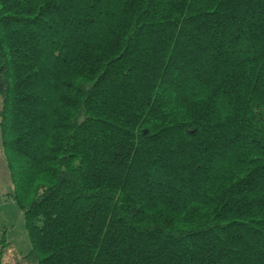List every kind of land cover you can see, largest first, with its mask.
<instances>
[{"label":"trees","instance_id":"1","mask_svg":"<svg viewBox=\"0 0 264 264\" xmlns=\"http://www.w3.org/2000/svg\"><path fill=\"white\" fill-rule=\"evenodd\" d=\"M69 1L0 0L15 264H264V0Z\"/></svg>","mask_w":264,"mask_h":264},{"label":"rangeland","instance_id":"2","mask_svg":"<svg viewBox=\"0 0 264 264\" xmlns=\"http://www.w3.org/2000/svg\"><path fill=\"white\" fill-rule=\"evenodd\" d=\"M63 0V4H69ZM13 183L9 172L0 134V240L5 234L12 248L3 258L2 264H15L21 255L31 250L30 236L24 215L14 200L6 197L12 191Z\"/></svg>","mask_w":264,"mask_h":264},{"label":"water","instance_id":"3","mask_svg":"<svg viewBox=\"0 0 264 264\" xmlns=\"http://www.w3.org/2000/svg\"><path fill=\"white\" fill-rule=\"evenodd\" d=\"M145 133H147V131H145Z\"/></svg>","mask_w":264,"mask_h":264}]
</instances>
